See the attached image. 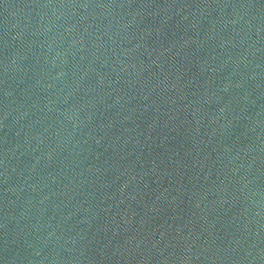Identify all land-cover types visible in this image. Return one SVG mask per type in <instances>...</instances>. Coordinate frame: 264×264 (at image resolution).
Instances as JSON below:
<instances>
[{
  "label": "water",
  "instance_id": "obj_1",
  "mask_svg": "<svg viewBox=\"0 0 264 264\" xmlns=\"http://www.w3.org/2000/svg\"><path fill=\"white\" fill-rule=\"evenodd\" d=\"M0 264H264V0H0Z\"/></svg>",
  "mask_w": 264,
  "mask_h": 264
}]
</instances>
